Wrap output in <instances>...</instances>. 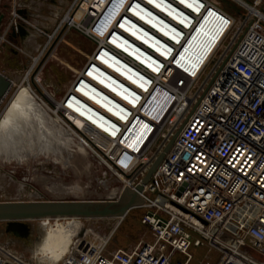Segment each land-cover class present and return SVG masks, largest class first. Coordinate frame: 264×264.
Instances as JSON below:
<instances>
[{
	"label": "built area",
	"instance_id": "2783aa9c",
	"mask_svg": "<svg viewBox=\"0 0 264 264\" xmlns=\"http://www.w3.org/2000/svg\"><path fill=\"white\" fill-rule=\"evenodd\" d=\"M95 1L105 6L101 13L94 6L88 13L87 27L96 36L114 0ZM201 1L203 17L212 11L221 18L201 60L183 69L176 53L171 62L159 58L156 71L124 60L148 81L146 89L128 94L134 103L113 98L118 107L102 116L105 128L83 122L88 137L77 139L122 178L120 194L136 192L140 203L129 210L142 208L139 224L151 236L111 251L105 249V237L84 264H190L191 248L200 246L207 248L203 264H264V29L258 20L242 19L231 50L197 93L195 83L234 24L230 14ZM199 14L191 13L190 25ZM16 26L10 25L11 31ZM181 30L183 38L190 26ZM177 114V128L152 157ZM176 132L148 182L137 190Z\"/></svg>",
	"mask_w": 264,
	"mask_h": 264
},
{
	"label": "rangeland",
	"instance_id": "374dc122",
	"mask_svg": "<svg viewBox=\"0 0 264 264\" xmlns=\"http://www.w3.org/2000/svg\"><path fill=\"white\" fill-rule=\"evenodd\" d=\"M76 1L0 0L3 12L0 72L12 80L0 102V202L46 199L112 201L119 197L122 178L108 170L38 94L42 91L53 105L56 100L61 102L73 83L76 69H81L97 46L96 40L88 36L90 17L81 24L62 22ZM122 1L114 0L111 4L109 8H113L105 15V24ZM209 1L230 14L234 24L195 83L194 91L202 87L229 53L240 34L242 19L258 20V26L264 29V18L252 10L258 9L264 15V0H240L245 5L238 0ZM4 3L6 7L2 6ZM102 20L104 18L101 23ZM208 20L205 17L204 32L210 28ZM14 23L22 27L21 33L16 30L12 35L10 25ZM71 119L85 130L80 120ZM175 128L176 123L168 125V131L152 156ZM129 198L131 191L126 189L120 194L118 203L123 204ZM133 202L138 204L140 199L136 196ZM141 213L142 208H133L119 217H82L80 223L85 230L82 238L78 232L60 264H84L87 255L104 242L105 237H108L107 251L120 245L135 244L142 236L151 238L149 231L139 224ZM18 222L20 225L11 229L7 221L0 220V264H44L33 249L35 240L44 239L38 219ZM206 249L205 246L192 247L190 264H203Z\"/></svg>",
	"mask_w": 264,
	"mask_h": 264
},
{
	"label": "bare ground",
	"instance_id": "6f19581e",
	"mask_svg": "<svg viewBox=\"0 0 264 264\" xmlns=\"http://www.w3.org/2000/svg\"><path fill=\"white\" fill-rule=\"evenodd\" d=\"M238 1L245 5L242 1ZM94 2L96 1H76L66 13V16L62 18V22H70V25L85 22L90 17L88 13L93 6L96 10L100 6L102 7V2L97 4H94ZM120 4H122L120 10L115 11L119 9ZM120 4L112 13L109 22L103 27V29L106 28V31L104 32L102 29L103 32H101L104 34L102 37L108 38V42L122 53L154 71L160 65L159 58H168L171 62L176 53H178V57L175 62L183 69L192 64L195 59L201 60L203 46L215 40L212 33L216 29L218 31L221 25V18L217 15L212 16V11H209L203 17L201 0H123ZM127 8L128 14L122 15V11ZM252 10L255 14L264 18V15L258 9ZM191 13H200L198 20L193 25H190ZM205 17L210 19L208 20L210 28L204 32L203 25L206 22L204 24L203 22ZM113 26L117 30L112 31ZM187 26H190V30L182 38L183 31L181 29ZM88 32V36L94 38L97 45L102 44V39L96 37L90 31ZM177 42L180 44L177 47L178 50L172 53V46ZM220 44L221 42L218 47ZM221 63H218V65ZM85 64V67L83 65L81 69H76L73 83L65 91L61 102L56 100L53 105L42 91L38 93L46 100L45 103L48 104V107L53 108L55 114H59L66 127L80 137L82 135L88 137L89 133L83 122L91 124L93 127L105 128L102 116H111L112 113H116L115 107H118V104L114 99L121 100L124 98L134 103V100L128 94L134 95L133 93L139 88L146 89L148 82L134 67L116 57L103 45L98 47L94 54L87 56ZM206 81L203 82V85ZM203 85L197 90V93L203 89ZM71 118L80 120L85 130L83 131ZM171 122L178 123L179 115H175ZM85 132L86 134H84ZM81 218L77 216L38 218L44 238L43 240L38 238L34 241L33 249L38 259H41L44 264H60L69 252L77 233L80 234L83 230L80 223ZM69 222L75 225L70 238L62 231H53L52 226L54 224L61 225ZM46 237L47 241L45 243ZM42 244L43 247H41Z\"/></svg>",
	"mask_w": 264,
	"mask_h": 264
},
{
	"label": "water",
	"instance_id": "95a60500",
	"mask_svg": "<svg viewBox=\"0 0 264 264\" xmlns=\"http://www.w3.org/2000/svg\"><path fill=\"white\" fill-rule=\"evenodd\" d=\"M21 13V11H18ZM3 14L0 12V22ZM19 33L23 31L20 25L16 26ZM15 31H12V35ZM12 85V80L0 72V102ZM177 132L168 141L163 151L154 159L145 175L141 178V183L136 187L140 190L142 185L147 183L156 166L162 159L164 153L170 148ZM136 192L131 193V198L125 203H118L119 198L112 201L93 200H33V201H2L0 202V220L8 222L9 228L18 227L20 220L38 219L41 217L55 216H77V217H106L125 215L130 206L134 203ZM121 204V205H120ZM82 230L79 234L81 237Z\"/></svg>",
	"mask_w": 264,
	"mask_h": 264
},
{
	"label": "clouds",
	"instance_id": "9594fccd",
	"mask_svg": "<svg viewBox=\"0 0 264 264\" xmlns=\"http://www.w3.org/2000/svg\"><path fill=\"white\" fill-rule=\"evenodd\" d=\"M52 227H53L54 232L57 230L62 231L65 235H67L70 238L71 233L75 228V225L69 222V223L61 224V225L54 224ZM46 241H47V237L45 238V243ZM41 247H43V244L41 245Z\"/></svg>",
	"mask_w": 264,
	"mask_h": 264
},
{
	"label": "crops",
	"instance_id": "0c3cea01",
	"mask_svg": "<svg viewBox=\"0 0 264 264\" xmlns=\"http://www.w3.org/2000/svg\"><path fill=\"white\" fill-rule=\"evenodd\" d=\"M133 244H131V245H120V246H118V247H116V248H119V247H121V248H127V247H130V246H132ZM116 248H114V249H116ZM114 249H112V250H114ZM111 251V250H110Z\"/></svg>",
	"mask_w": 264,
	"mask_h": 264
},
{
	"label": "flooded vegetation",
	"instance_id": "af4514ba",
	"mask_svg": "<svg viewBox=\"0 0 264 264\" xmlns=\"http://www.w3.org/2000/svg\"><path fill=\"white\" fill-rule=\"evenodd\" d=\"M2 6H3V7H6V4L4 3V4H2ZM1 9H2V8L0 7V12L3 14V12L1 11Z\"/></svg>",
	"mask_w": 264,
	"mask_h": 264
}]
</instances>
